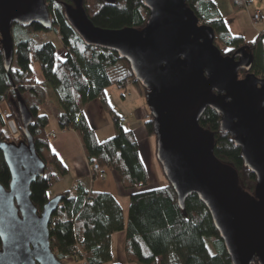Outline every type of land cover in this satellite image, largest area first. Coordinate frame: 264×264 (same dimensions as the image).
Returning a JSON list of instances; mask_svg holds the SVG:
<instances>
[{
  "label": "water",
  "instance_id": "1",
  "mask_svg": "<svg viewBox=\"0 0 264 264\" xmlns=\"http://www.w3.org/2000/svg\"><path fill=\"white\" fill-rule=\"evenodd\" d=\"M64 4L69 25L88 46L116 53L146 92L156 138V158L173 187L179 207L195 195L209 211L232 264H264V78L252 73L246 49L224 56L211 27L201 24L186 0H143L149 11L142 30L96 27L84 0ZM34 24L51 29L46 0H0V44L10 72L15 48L12 27ZM240 71L247 72L239 79ZM25 140H0L11 173L9 189L0 183V264H64L50 237L52 214L61 197L51 198L41 213L33 203L32 184L47 165L29 132L32 115L18 94ZM207 109L221 116L256 178L254 193L240 183L237 170L219 161L215 135L200 125Z\"/></svg>",
  "mask_w": 264,
  "mask_h": 264
},
{
  "label": "trees",
  "instance_id": "2",
  "mask_svg": "<svg viewBox=\"0 0 264 264\" xmlns=\"http://www.w3.org/2000/svg\"><path fill=\"white\" fill-rule=\"evenodd\" d=\"M230 1L235 10L250 2ZM46 3L53 23L51 29L37 24L13 25L15 56L10 72L6 70L0 44V104L5 102L8 107L6 113H0V140H25L19 118V94L32 115L29 132L36 152L47 165L45 176L31 187V199L41 213L51 199L49 190L68 172L50 147L47 128L48 89H51L62 108L57 115L61 129L78 134L89 163L117 173L125 189H138L130 195L127 224L120 204L110 193L91 191L78 181L69 191L60 194L61 203L52 214L50 224L51 245L57 258L64 264H110L112 236L125 231V251L130 263L158 264L160 259V264H232L209 211L197 196L189 197L182 210L169 183L152 187L139 144L107 97L108 88L122 89L128 83L143 90L129 64L112 51L84 43L64 14L63 5H73L70 0H46ZM186 3L201 24L213 29L215 44L228 53L224 52V56L246 49L253 56L251 72L264 78V34L247 42L233 35L213 0H186ZM83 8L96 27L106 30H142L149 18L143 0H84ZM43 32L59 36L65 49L64 59L59 58L52 41L41 40ZM244 74L247 72L240 71L239 76ZM97 99L116 119L115 136L102 143L98 142L83 112L88 103ZM8 121L16 123L21 133L17 138L6 135ZM220 121V115L207 109L200 125L215 135L216 158L237 170L241 186L254 193L255 175L245 168L241 149L235 146L232 137L221 131ZM145 128L149 136L155 137L151 116ZM0 183L7 189L11 183V173L1 151Z\"/></svg>",
  "mask_w": 264,
  "mask_h": 264
},
{
  "label": "crops",
  "instance_id": "3",
  "mask_svg": "<svg viewBox=\"0 0 264 264\" xmlns=\"http://www.w3.org/2000/svg\"><path fill=\"white\" fill-rule=\"evenodd\" d=\"M223 1L213 0L219 14L226 20V23L233 35L242 37L247 42H252L259 35L264 34V15L262 11L264 8L262 4L263 2L260 3L262 8L257 7L255 10L251 11L249 3H245L243 8L235 10L230 0H225L227 1L226 4ZM221 2L225 4L224 8H221ZM257 12L261 14V20L258 23H254L252 18ZM129 84L133 83H128L127 86L122 89L116 87L120 92L124 89L122 93V102L114 106L112 104L111 105L115 113L124 118V127L133 132L139 144L140 155L144 162L145 155L149 154L150 156L152 153L150 150V138L152 137H149L148 135L145 136V133L147 134L145 123L149 118V112L146 104L142 102L145 95L140 93L142 90L135 84L134 85L140 93V96L136 94L137 97L134 98V96H132V99L125 97L124 92L128 90ZM110 88L107 89V97ZM50 93L53 92L51 89H48V100L51 101L52 104L49 111V125L47 128L51 137L50 147L52 152L67 168L68 172L66 176H64L51 188V190H49V197L54 198L59 196L60 194L69 191L74 182L76 183L81 181L85 183L91 191L112 194L120 204L123 210L124 222L127 224L130 208V195L133 191H138V189L125 190L122 187L117 174L109 169H103L102 175H96L91 171V164L87 159L85 149L78 134L72 130L69 131L61 129L57 115L61 113L62 108L57 102V99L54 96L51 97ZM5 104V102L0 104V113H6L8 111L4 109ZM83 112L89 126L95 132L99 143L107 141L115 136V123L113 122V116L106 111L100 99L88 103ZM144 164L148 170L147 164L145 162ZM151 181L152 180L150 178V183ZM125 247L126 232L123 231L114 234L111 239L112 262L110 264H136L128 262ZM158 262V264H160V259Z\"/></svg>",
  "mask_w": 264,
  "mask_h": 264
},
{
  "label": "rangeland",
  "instance_id": "4",
  "mask_svg": "<svg viewBox=\"0 0 264 264\" xmlns=\"http://www.w3.org/2000/svg\"><path fill=\"white\" fill-rule=\"evenodd\" d=\"M223 2L226 4L227 1L224 0ZM223 2H221V4H220L221 8L225 7L224 6L225 4H223ZM261 2H263L262 4H263V7H264V0H262V1L261 0H250V2H249L250 10L253 11V10H255V8L261 7L260 6ZM262 11H263V15H264V8H263ZM263 22H264V19H263ZM261 27H262V25H261ZM40 38H41L42 41H47V40L52 41L55 44V46L57 47L59 58L64 59L65 49L63 48L62 41L60 40L59 36L56 35V33H54V32L44 33L43 32V33L40 34ZM218 48H219V46H218ZM224 52H222V53H224ZM224 54H228V53L225 52ZM227 56H231V55H227ZM246 75L247 74L239 76V79H244L246 77ZM123 91H124V89L120 92L116 87L110 88V90L108 91V97H109L110 103L113 106L116 105V104H119L120 102H122V98H123L122 93H123ZM143 91L144 90H142V92ZM142 92H140V93L142 95H145V93H144L145 91L143 93ZM140 93L137 91L136 86L134 84H129L128 85V90L126 92H124L125 97H128L129 99H132V96H134V98H136L137 95L140 96ZM50 95H51V97L54 96L53 93H50ZM48 102H49L48 103L49 104V108L51 109V107H52L51 101L48 100ZM142 102H144L146 104L147 110L149 112V116H151L150 115V110H149V107H148V104H147L146 95L144 96V99L142 100ZM4 109L8 110L7 104L4 105ZM113 122H115L114 119H113ZM5 132H6L7 136L12 137V138H17L21 134L20 131L18 130V127H17L16 123L14 121H8L7 122V126H6V129H5ZM146 132H147V130H146ZM146 135H148V132H147V134L145 133V136ZM149 137H151V136H149ZM150 139H151L150 140V143H151L150 150H151L152 153L150 154V156H149V154L145 155L144 162L147 164V167H148V170H149V173H150V178L152 180L151 181L152 187H162L163 185H166L168 182H167V180H166V178H165V176H164V174L162 172L161 166L158 163L157 158H156V138L152 137ZM48 171H51V169H49ZM110 171H112V170H110ZM117 176H118V174H117ZM118 179H119V176H118ZM119 181H120V179H119ZM120 183H121V181H120ZM74 184H75V182L72 184V187L74 186ZM121 185H122V183H121ZM122 187H123V185H122ZM125 190H127V189H125Z\"/></svg>",
  "mask_w": 264,
  "mask_h": 264
},
{
  "label": "built area",
  "instance_id": "5",
  "mask_svg": "<svg viewBox=\"0 0 264 264\" xmlns=\"http://www.w3.org/2000/svg\"><path fill=\"white\" fill-rule=\"evenodd\" d=\"M252 19H253L254 23H258L261 20V14L259 12L255 13V15L253 16ZM120 121L124 122V118H120ZM91 171L94 172L96 175H102L103 174V169L98 164H92L91 165Z\"/></svg>",
  "mask_w": 264,
  "mask_h": 264
}]
</instances>
